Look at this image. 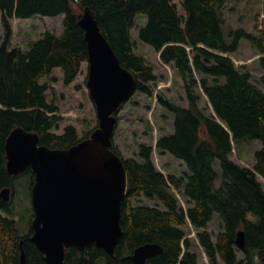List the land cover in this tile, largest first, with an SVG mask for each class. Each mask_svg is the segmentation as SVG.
<instances>
[{
	"label": "trees",
	"instance_id": "trees-1",
	"mask_svg": "<svg viewBox=\"0 0 264 264\" xmlns=\"http://www.w3.org/2000/svg\"><path fill=\"white\" fill-rule=\"evenodd\" d=\"M226 1L180 0L185 12L180 15L172 0H0L4 29L0 42V192L5 187L11 191L9 200L0 195V264H20L21 252L26 264H46L43 252L31 240V225L21 235L14 219L15 181L29 174L31 189L34 173L30 167L19 175L7 172L4 144L10 131L18 126L36 132L40 144L50 148H68L91 133L80 137L72 125L54 133L62 116L57 105L46 99L48 85L40 82L54 68L62 71L64 84L76 79L88 57L84 31L78 24L86 7L120 64L136 78V90L152 97L149 84L158 77L136 53L131 33L137 16L145 15L138 39L160 52L161 61L179 75L188 103L185 107L164 95L158 97L173 120L171 132L160 136L155 145L181 160L186 171L183 176L164 175L153 163V147L144 143L138 146L140 159L124 157L114 143V131L111 149L122 157L127 172L122 236L114 254L94 242L68 247L63 264H96L99 258L104 264H133L129 256L146 243H157L162 251L144 264H198L187 227L196 231L197 244L209 264H264V184L259 179L264 178V91L251 80L249 70L237 67L231 57L243 39L262 53L264 46L259 36L243 27L225 30ZM59 14H63L59 35L44 31L26 50L11 45L10 18ZM259 63L264 84V57ZM202 95L207 99L203 107ZM117 125L118 121L115 130ZM253 140L261 146L254 151L251 166L232 160L233 145ZM172 187L181 191L185 205ZM135 197L156 199L161 207L136 205ZM214 215L222 227L215 239L208 229ZM239 230L244 232V247L235 241Z\"/></svg>",
	"mask_w": 264,
	"mask_h": 264
},
{
	"label": "water",
	"instance_id": "water-1",
	"mask_svg": "<svg viewBox=\"0 0 264 264\" xmlns=\"http://www.w3.org/2000/svg\"><path fill=\"white\" fill-rule=\"evenodd\" d=\"M78 24L87 43L86 82L96 108L97 126L68 148L40 144L38 133L18 126L4 144L9 174L18 175L28 167L34 173L31 240L43 252L46 264H63L66 248L85 247L91 242L114 254L123 233L120 219L127 172L121 156L111 149L117 122L114 113L134 94L137 80L120 64L88 7ZM9 192L5 187L0 195L8 200ZM235 241L244 247L242 230ZM161 251L159 244L146 243L136 247L129 258L133 264H144ZM20 264H26L23 252Z\"/></svg>",
	"mask_w": 264,
	"mask_h": 264
},
{
	"label": "rangeland",
	"instance_id": "rangeland-1",
	"mask_svg": "<svg viewBox=\"0 0 264 264\" xmlns=\"http://www.w3.org/2000/svg\"><path fill=\"white\" fill-rule=\"evenodd\" d=\"M176 3L180 15L185 12L180 0H172ZM263 14V16H260ZM225 30L243 27L253 35L262 39L264 46V0H227L224 8ZM63 14L57 16L35 15L29 18L12 17L9 19L12 28L11 45L19 46L26 50L29 44L41 37L44 31H51L60 34L62 31ZM145 15L139 14L136 18V25L131 29L132 38L135 44L136 53L150 65L157 75V82L150 83L153 89V96L149 97L144 92L136 90L129 101L125 102L119 110L118 125L114 133V143L124 157L140 159L139 144L144 143L153 147L152 159L158 170L164 175L174 174L183 176L186 167L183 162L167 152H161L156 148L157 139L168 134L172 130L173 114L161 106L158 101L160 95L167 99L187 106L182 80L170 65L161 61L159 53L151 46L144 44L138 39V29L145 22ZM262 24V28L259 24ZM4 37V29L0 21V42ZM237 67H245L251 73V80L264 91V84L260 82L262 67L259 58L264 57L251 41L241 40L239 49L231 54ZM88 63H82L80 72L76 79L70 84H64L62 71L54 68L49 76L43 77L40 82L48 85L45 92L48 102H54L59 109L62 120L52 131L61 133L64 126L72 125L78 131L80 137L91 132L98 124L96 108L90 98L87 87ZM207 104V99L202 95L200 106ZM261 142L253 140L242 142L234 146L230 157L241 165L251 166L254 162L253 153L260 148ZM264 184V178L259 177ZM30 182L29 174L23 175L15 181V192L13 193V206L15 220L19 233L23 235L30 226ZM172 192L179 198L182 205H185L181 191L171 188ZM11 195V194H10ZM134 204L147 205L150 207H161L156 199L146 197H135ZM208 229L213 239L222 230L221 220L214 215L208 224ZM187 236L193 241L192 249L198 253V264H209L203 249L197 244L196 231L187 227ZM238 255L242 253L238 250ZM96 264H104L102 258ZM223 264V263H221Z\"/></svg>",
	"mask_w": 264,
	"mask_h": 264
},
{
	"label": "bare ground",
	"instance_id": "bare-ground-1",
	"mask_svg": "<svg viewBox=\"0 0 264 264\" xmlns=\"http://www.w3.org/2000/svg\"><path fill=\"white\" fill-rule=\"evenodd\" d=\"M222 4V3H221ZM107 37V36H106ZM111 43V42H110Z\"/></svg>",
	"mask_w": 264,
	"mask_h": 264
}]
</instances>
